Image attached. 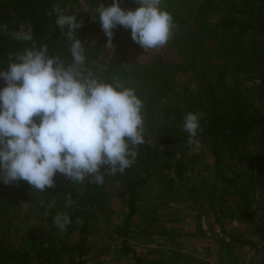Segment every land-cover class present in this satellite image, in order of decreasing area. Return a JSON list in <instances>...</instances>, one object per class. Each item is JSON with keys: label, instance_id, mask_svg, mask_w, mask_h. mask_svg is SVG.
Here are the masks:
<instances>
[{"label": "rangeland", "instance_id": "obj_1", "mask_svg": "<svg viewBox=\"0 0 264 264\" xmlns=\"http://www.w3.org/2000/svg\"><path fill=\"white\" fill-rule=\"evenodd\" d=\"M54 1L81 23L75 36L93 47V56L86 59L85 67L94 74L116 60L118 68L125 69L127 87L135 89L141 98L143 92L135 87V64L167 67L162 74L169 77V87L158 96L156 86L159 102H154L149 122L144 107L142 112L144 139L161 153V176L156 174L140 189L130 218L129 197L120 194L121 187L115 183L107 209L87 213L83 210L85 200L72 208L65 203L49 207L43 198L45 191L32 189L29 184L18 190L1 185V255L20 251L35 256V249L65 246L71 247L69 253L38 264H264V165L253 162V146L232 150L214 136L199 139L192 146L185 141L166 143L179 129L181 135L176 136L182 137L183 124L177 122L175 130L173 122L161 114L164 105L183 106L186 98L195 97L201 82L208 81L210 73L203 69L219 63L224 55L219 50L230 29V6L235 0H162L161 8L173 17V30L186 28L192 35L190 42L197 53L194 63L196 55L191 57L193 67L187 66L188 60L174 36L163 47L145 51L132 40L130 29L118 26L113 30V47H107L108 38L92 13L98 4L107 7L113 0ZM120 6L125 10L139 7L136 0H120ZM199 14L204 17L196 25L191 18ZM88 26L92 27L84 29ZM0 32L7 35L4 26ZM244 41L254 54L264 50V33L246 35ZM7 68L8 64H0V71ZM228 80L240 83L244 101L264 110L259 101L258 77L239 73ZM4 86L0 78V89ZM252 134L256 133L249 132ZM177 163L181 164L180 174L176 172ZM59 177L64 184H74L62 174ZM63 212L72 222L62 232L53 218ZM125 225L126 235L119 230Z\"/></svg>", "mask_w": 264, "mask_h": 264}, {"label": "clouds", "instance_id": "obj_2", "mask_svg": "<svg viewBox=\"0 0 264 264\" xmlns=\"http://www.w3.org/2000/svg\"><path fill=\"white\" fill-rule=\"evenodd\" d=\"M135 10H125L120 0L95 7L96 16L112 48L113 30H131V38L145 51L163 47L173 35L172 15L161 8L162 0H136ZM49 15L70 40L71 63L50 55L39 45L31 24L9 35L31 41V47L7 56L8 68L0 71V181L6 185L23 180L44 192L55 187L57 173L75 185H101L106 175L123 174L137 158L145 142L143 101L135 89L119 80L106 83L85 67V49L75 36L81 23L59 4ZM204 113L188 112L183 131L188 145L199 143ZM103 169V170H102ZM51 207V205H49ZM67 212L57 213L53 223L60 231L71 224Z\"/></svg>", "mask_w": 264, "mask_h": 264}, {"label": "trees", "instance_id": "obj_3", "mask_svg": "<svg viewBox=\"0 0 264 264\" xmlns=\"http://www.w3.org/2000/svg\"><path fill=\"white\" fill-rule=\"evenodd\" d=\"M232 2L230 8L233 9L228 22L230 29L225 33V41L221 44L222 50H219L224 52V55L219 58V63H210L203 69V72L209 71L210 73L208 81L205 84L201 82L195 97L186 98L183 101V106L179 104L164 105L161 108V114L173 122L172 125L176 130L175 124L177 122L183 124L186 113L202 112L204 118L200 124L203 130L198 133V140L206 136L219 137L222 143L230 146L232 150L239 148L245 150L253 146V162L264 165V110L244 101L240 83L237 81L232 83L228 80L229 76L239 73L254 74L261 80L258 95L259 101L264 104V50L261 49L257 54H254L248 50L247 45L244 46L247 43L244 41L246 35L264 33V0H235ZM55 4L54 0H0V28L4 26L7 30V35L0 32V64H8L9 52L15 53L31 47V41H17L9 35L12 31L20 30L22 24H31L32 35L38 46L47 44L50 55L59 56L65 64L71 63L70 40L67 31L65 29L62 32L55 24L56 17L49 15ZM200 17L204 16L202 14L193 16L191 22L198 25ZM91 27L88 26L84 29ZM172 36L177 40L181 54L188 60L187 66L193 67L190 64L192 63L191 57L196 55L193 58L194 63L197 53L190 42L192 35L184 28L178 31L177 29L173 30ZM83 47L86 59L92 57L93 47L86 43H83ZM214 50L217 51L215 46ZM200 61L199 66H202ZM135 65L134 76L137 78L135 87L137 92H143L141 99L145 108L146 122H149L150 115L155 108L153 104L159 102L157 95L161 96V93H164L169 87V77L162 74V70H167V67L158 68L156 65L137 63ZM95 76L102 82L112 83L114 80H119L125 87L128 85L125 69L118 68L116 60L109 61L106 69L101 73H96ZM156 86H158V91L155 97ZM180 130L172 137L169 136L165 142L185 141L187 143L188 134L186 132L183 131L182 137L176 136V134L181 135ZM249 132L256 134L249 135ZM254 147L256 148L254 149ZM162 162L159 149L145 140L138 146L136 162L125 169L123 174L117 172L114 176L106 175L104 183L101 185L89 184L87 181L83 185L70 183L67 185L63 183L64 179L56 174L54 177L55 187L47 188L43 193V198L50 205L65 203L69 208L75 205L80 206L81 202L85 200L83 210L86 213L91 209L93 212L94 210H106L111 198V188L115 183L121 187L120 194L129 197L128 217L130 218L135 210V199L138 192L156 174L160 175L158 168ZM180 170L181 164L177 163V174H180ZM1 185L5 184L0 181ZM10 185L14 190H18L28 185V182L20 180ZM67 200L76 202L69 204ZM119 230L126 235L127 225ZM70 251L71 247L62 246L57 250L56 246H51L42 250L35 249L37 252L35 256L29 252L22 253L20 251L12 255H1L0 253V264H38L56 258L62 252L69 253Z\"/></svg>", "mask_w": 264, "mask_h": 264}]
</instances>
